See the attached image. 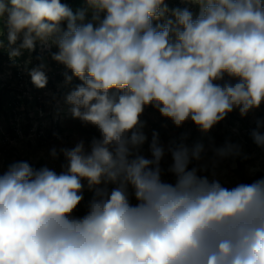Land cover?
Listing matches in <instances>:
<instances>
[{
  "label": "clouds",
  "instance_id": "1",
  "mask_svg": "<svg viewBox=\"0 0 264 264\" xmlns=\"http://www.w3.org/2000/svg\"><path fill=\"white\" fill-rule=\"evenodd\" d=\"M179 2L83 0L74 12L62 0H0L10 58L55 47L68 113L99 133L53 146L60 172L26 160L0 172V264H264V178L210 179L193 166L205 145L187 134L165 145L154 130L141 154L149 107L207 134L264 105V0ZM25 70L47 86L45 63ZM254 122L264 149V118ZM209 150L214 161L244 155L230 139Z\"/></svg>",
  "mask_w": 264,
  "mask_h": 264
},
{
  "label": "rangeland",
  "instance_id": "2",
  "mask_svg": "<svg viewBox=\"0 0 264 264\" xmlns=\"http://www.w3.org/2000/svg\"><path fill=\"white\" fill-rule=\"evenodd\" d=\"M79 1L81 8L84 7L83 0ZM182 6L179 0H169L170 8ZM0 40L4 44L0 48V172L6 170L10 163L20 160H26L35 167L47 165L60 172L63 157L53 160L49 155L50 149L53 146L72 147L81 139L87 144L92 137H98L99 133L96 128L83 126L79 120L72 119L68 113L63 97L70 88L63 86L64 66L51 59L50 52L56 51L55 47L48 49L38 42L34 52L24 51L21 57L13 60L8 53L7 31L3 20H0ZM41 62L48 66V83L44 89L36 88L25 70ZM76 83L80 81L74 79L73 85ZM256 118H264V105L245 118H241L238 111H233L209 133L203 134L191 122L178 129L149 107L141 117L146 122L144 131L148 136L141 154L150 157L149 143L154 130L159 133L165 145L181 134H187L189 145L201 142L206 147L203 159L200 162L194 161L193 166L197 163L206 165L208 170L204 174L229 187L237 183H251L264 178V149L258 147L250 136ZM229 139L241 146L244 155L214 161L209 145L219 147ZM170 163V156H166L164 167ZM163 178L168 182L174 181L171 175ZM84 196L85 201L79 206L76 215L82 216L86 211L85 204L91 193L86 190Z\"/></svg>",
  "mask_w": 264,
  "mask_h": 264
},
{
  "label": "trees",
  "instance_id": "3",
  "mask_svg": "<svg viewBox=\"0 0 264 264\" xmlns=\"http://www.w3.org/2000/svg\"><path fill=\"white\" fill-rule=\"evenodd\" d=\"M62 2L69 4V6L73 9L74 12L81 8V2L79 0H62ZM49 135L50 132L47 133V136Z\"/></svg>",
  "mask_w": 264,
  "mask_h": 264
}]
</instances>
